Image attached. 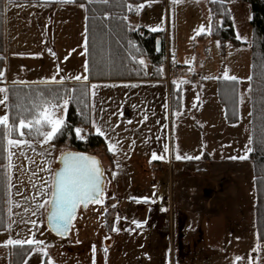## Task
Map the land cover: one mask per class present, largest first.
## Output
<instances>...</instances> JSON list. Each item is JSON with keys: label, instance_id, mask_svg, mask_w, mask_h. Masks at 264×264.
<instances>
[{"label": "rangeland", "instance_id": "rangeland-1", "mask_svg": "<svg viewBox=\"0 0 264 264\" xmlns=\"http://www.w3.org/2000/svg\"><path fill=\"white\" fill-rule=\"evenodd\" d=\"M166 1L165 64L162 76L166 86L159 84H138L135 88L116 86L110 87L112 90L104 99L101 92L95 97L98 112L92 115L100 119L101 123L108 122L113 125L115 127L113 135L120 142L118 154L108 151L109 141L104 137L105 148L86 150L90 154H96L106 169L118 171L114 179L111 177V171L107 172L111 183L108 185L105 205L90 204L87 209L80 208L73 222L74 227L65 238L52 235L45 224L39 226V231L32 229L38 239H44L50 244L49 252L56 264H91L93 244L96 246V264H105L104 247L108 248L107 264H227L230 261L234 264H246L249 254L253 258L259 256L260 264H264V250L260 253L252 251L258 241L254 224L253 173L249 175L250 181L245 172L242 173L241 178L245 181H240V184L244 188L241 189L238 199L232 200L228 199L229 196L226 195L228 190H225L227 187L224 186L226 184H222L221 178L217 176L214 186L210 187L207 170L201 174L197 173L190 162L194 159L175 158L177 151L180 155H199L201 159L203 156L201 153L206 151L215 162L220 157L243 155L250 135L249 95L245 93L244 103L238 106L242 119L233 126H227L224 123V111L217 98V79L204 80L201 77L222 76L225 66L229 68L230 74L237 77L246 78L250 75L252 38L250 7L240 0H231L227 4V8L231 10L235 35L239 31L241 35L247 36L248 40L246 42L237 40L240 45L227 41L221 43L218 48L216 45L218 39L206 34L197 35L194 32L200 23H207L209 6L206 0H183L181 4L175 6L174 12L171 1ZM168 40L169 48L166 42ZM229 43L232 45L231 48L228 47ZM173 49L177 61L175 66L172 61ZM186 59L191 62L184 63ZM189 69L194 71L190 72ZM148 72L151 75L149 66ZM180 78L189 82L179 84ZM173 80L177 81L179 86H175L180 88L179 92L183 96V110L180 115L173 117L170 109L166 120L162 105L166 96L170 99L169 86ZM248 86L249 81L243 79L239 84V91L245 92ZM197 95L198 100L195 99ZM97 99L103 100L104 104L98 103ZM99 104L105 109L103 113L99 111L101 107L98 109ZM153 110L155 115L152 114ZM145 114L148 116L147 120H144ZM161 125L166 127L161 128ZM158 131L165 132V143L169 144L170 151L166 154V159H152L148 137L152 138ZM91 132L96 134L92 128ZM83 143L85 145L87 140ZM65 144L75 150L66 141L57 144L55 155L59 154V149ZM36 147L38 151L41 150L38 144ZM162 149L160 152L157 151L158 156L165 155ZM26 155L35 163H28L19 151H16L14 157L13 200L21 203V207H13V212L18 213L12 216L15 224L11 235L14 237L17 233L20 237H25L28 234L27 230L32 228L31 225L20 222L31 215L30 212L25 213L23 208L30 207L35 210L34 205H31L30 201L23 202L21 196L34 194L30 180L33 183L35 180L30 176V172L44 167L38 154L29 150ZM114 159L120 161L119 170L115 168ZM243 163L247 168V164ZM56 166L57 162L53 164V167ZM37 175L44 177L45 173L40 171ZM17 176L19 181L16 179ZM215 184L219 186L215 188ZM247 186H251L249 194ZM17 189H23L21 196L15 195ZM128 196H147L151 200L146 204L143 201L129 200ZM152 200L155 202L152 203ZM113 203H116L117 207L115 209L109 207L108 213L101 215L104 207ZM116 214L126 219L117 222ZM192 214L204 219L210 218L211 214L223 217L216 219L215 222H218L215 223L216 227L202 238L199 232L203 230L204 223L192 221ZM34 218L41 217L38 214ZM132 219L144 223L137 228L131 223ZM113 223L121 228L120 232L110 231ZM198 224L199 231H196ZM133 227L134 231H129ZM193 229L195 232L192 237L186 238V232ZM8 235L9 232L0 231V241ZM77 240L79 243H76ZM206 243H210L208 246L215 250L206 251L204 249ZM189 246L201 251L190 254ZM235 255H241L244 259L234 261ZM42 259L46 264L47 257L34 253L27 264H41ZM0 264H9V250L4 247H0Z\"/></svg>", "mask_w": 264, "mask_h": 264}, {"label": "snow or ice", "instance_id": "snow-or-ice-1", "mask_svg": "<svg viewBox=\"0 0 264 264\" xmlns=\"http://www.w3.org/2000/svg\"><path fill=\"white\" fill-rule=\"evenodd\" d=\"M27 2V0H26ZM157 0H143L141 3H133L131 0H86V2L79 3V7L84 10L86 21L82 33V52L80 53L85 57L81 66L82 71L68 72L62 74L64 70L60 67L59 63L55 66V72L50 76L39 77L36 80H25L19 76L13 77L11 80L6 75L7 65L0 67V197L6 208V212H0V229L9 232L7 238L0 241V247L9 250V255H20L23 257L22 264H27L28 259L34 254H41L42 257H47L46 264H56L54 258L49 252L50 244L46 243L44 239H38L35 232L39 231V226L46 223L47 228L58 236L66 237L69 235L70 230L74 227V220L78 215V210L83 207L88 208L90 204L105 205L107 196L108 185L111 180L107 176V172L111 171V177L114 179L118 171L106 169L103 161L96 155L90 154L87 151L72 150L65 144L64 147L59 149V154L55 155L57 151V141L60 137H72L80 141L88 139V128L84 125H90L95 133L100 137H104L109 141L107 149L110 153H119V140L115 138L113 133L115 127L108 122L101 123L93 113L97 111L95 97L98 95L99 88L103 87H116V82H111L110 77L112 74L119 72L121 69L134 72L137 76L141 74L148 76L149 61L142 52V49L132 39H126L124 44H120V40L116 43L123 49V55L119 58L117 63L115 53L110 48H105V41L101 37L115 35L111 20H119L123 25L125 34L135 31L141 27L138 23H133L129 19V14L135 13L139 15L145 4L151 5ZM183 0H171L173 12L175 6L179 5ZM231 0H207L210 5H215L216 9H208L207 23H200L194 32L199 34H206L211 36L213 33L219 31L224 26V17L231 15V10L226 9L224 5L230 3ZM56 4L58 6H66L75 4L76 0H34V6H47L49 4ZM96 6H105L109 8L120 9V13H111L103 11L102 15L98 14ZM219 16V19H217ZM252 17L249 16V20ZM99 21V23H97ZM165 20L161 17L159 23L155 26H147L152 32L164 30ZM235 39L241 42L248 40L247 36L241 35L239 31L236 32ZM157 41V45H160ZM219 48L221 42L216 41ZM228 47L232 45L229 43ZM50 55L55 57V52L52 48H47ZM75 51V49H73ZM157 51L160 48L157 47ZM173 66L177 63L175 59V50L173 49ZM13 55L25 56L30 55L33 57L41 56L42 53H13ZM65 60L68 57H64ZM194 59V57H193ZM0 60L6 61V57L0 55ZM186 59L184 63H190ZM264 68V65H261ZM24 66L21 65L23 71ZM156 75H163V64L161 63L154 69ZM194 71V69H189ZM59 77V78H57ZM99 77H105V80H99ZM201 79H217L228 82L231 87L225 89V96L227 100L233 104L232 114L234 117L242 119L239 113L238 106L244 103V96L247 93L251 97L253 75L246 78L237 77L230 74L227 66L224 67L222 76H203ZM243 79L249 81V86L245 92L239 91V84ZM148 81H125L120 80L119 83L125 87L135 88L138 83ZM189 81L180 78L179 84H185ZM159 83V81H157ZM173 84L177 85V81L173 80ZM195 99H199V96ZM183 96L182 94L173 93L171 100L168 96L165 97V102L162 105L164 110V119H168L169 110L173 117L181 114L183 110ZM101 105L104 101H100ZM255 104V101H253ZM74 105L76 114L80 116L81 123L79 126H73L67 119L69 107ZM177 105L179 106L177 108ZM195 101L193 107H195ZM101 113L105 111L103 107L99 109ZM155 115V111H152ZM249 115H252L250 112ZM102 119V117H101ZM148 116L144 115V120ZM118 123V122H117ZM159 123V121H157ZM175 126V120H173ZM166 125H161V128ZM160 140V137H157ZM147 142V140L145 141ZM254 136L249 135L248 141L243 150V155L231 156L230 159H247L248 154L254 151L252 145L254 143ZM134 141L133 145L134 146ZM259 143L264 147V134L261 135ZM40 146L38 151L36 145ZM204 147V145H202ZM31 150L32 153L38 154L44 164L42 169L31 171L30 176L34 178L33 183L30 180L31 188L34 194L29 196H21L23 189H17L15 195L21 196V200L25 203L31 202L35 210L30 207L23 208L25 213H31L28 219H22L20 222L31 225L32 228L28 229V234L25 237H20L19 233L14 237L11 231L14 227L15 221L12 220L13 215L18 213L13 212V207H21L20 201L13 200L12 183L14 179V157L16 151H19L24 156L28 163H35L26 153ZM163 153L165 155H157L156 151L152 152V159H166L170 151L169 144H163ZM203 154V153H201ZM175 158L177 160L184 159H199L200 156H191L188 154L180 155L177 151ZM59 162L58 166L53 167L55 162ZM114 165L117 170L120 169L121 164L119 160L114 159ZM44 172L45 176L40 177L37 172ZM16 179L19 181V177ZM264 179V178H262ZM129 200L137 202L143 201L149 203L151 198L147 196H128ZM152 203L155 201L152 200ZM111 207L115 209L116 203L106 205L101 215H106L108 209ZM41 210H43L41 212ZM163 210V209H162ZM39 216L40 219L34 217ZM126 219L119 214L115 215V221ZM132 224L140 228L144 221L132 219ZM111 232H120L121 228L113 223ZM129 231H134L130 229ZM43 235V233H40ZM108 237L106 236L105 239ZM79 243V240L76 241ZM264 250V244L258 241L252 251L260 253ZM92 262L96 264L95 253L96 246L92 245ZM105 264H107L108 248H103ZM146 255V254H145ZM244 257L235 255L234 261H242ZM41 264H45L42 259ZM246 264H260V257L253 258L251 254L248 255Z\"/></svg>", "mask_w": 264, "mask_h": 264}, {"label": "crops", "instance_id": "crops-1", "mask_svg": "<svg viewBox=\"0 0 264 264\" xmlns=\"http://www.w3.org/2000/svg\"><path fill=\"white\" fill-rule=\"evenodd\" d=\"M78 5L79 3L69 4L66 6H58L53 3L41 7L34 6V0H27V2L26 0H4L3 56L6 57L4 66L5 64L7 65L6 75L9 80H11L15 76H19V78L29 81L36 80L39 77L50 76L55 72V66L57 63H59L60 67L64 70L62 74H67L68 72H72L73 74H75L76 72L82 71L81 66L85 57L80 54L82 52V48L80 47V45L82 44V33L86 21L84 19L85 12ZM166 6V0L157 1L155 3H152L151 5L145 4L139 15L129 17V19L131 22L135 21L133 23H138L142 28L151 31L147 26H155V24L159 23L161 17H163L164 20L166 19ZM165 30L166 29L164 26V30H162V32L165 33ZM166 42L168 46L169 40ZM47 48L53 49V51L55 52V57L48 53ZM73 49H75V51H73ZM21 52L42 53V55L37 57H33L30 55H13V53ZM66 56L68 57L67 60L64 59V57ZM21 65L24 66L23 71L21 70ZM147 81L148 82H141L138 84H159L161 86H166L165 81H163L162 79ZM157 81H159V83H157ZM111 82H116L117 86L124 87V85L119 83V81ZM111 90L112 88L103 87V85H101L98 92H101V97L102 99H104L107 95H109V92ZM122 90L124 91V89ZM97 102L100 103V99H97ZM99 105L98 109L101 107V105ZM222 110L224 111L223 107ZM224 123L227 126H233L239 122L229 124L226 122L224 117ZM88 132L89 134H92L90 125L88 127ZM203 132L205 134L204 130ZM158 136L160 137L159 141L157 140ZM148 139L150 152H160L163 144L165 143V132L158 131L156 134H153L152 138L148 137ZM103 140L104 142L106 141L104 138ZM202 155V159L199 158L190 161L193 164L194 170H196L199 174L207 170L209 175L208 185H210V187L214 186V180L217 176L221 178V180H223L222 184H226L224 186L227 187L225 188V190H228V193L226 194L229 196L228 199L237 200L240 196L241 189L244 188L243 185L240 184V181H245V179L243 180L241 178L242 173L245 172V175L246 177L248 176L247 179L249 180V175H252L251 164L245 159H230L228 157H220L215 162L214 160H212L211 154L206 151ZM203 157H205V159H203ZM221 160H223V162H221ZM243 162L247 164V168H245V164ZM238 171H240L239 174ZM219 173L221 175H215ZM217 186L219 185L215 184V188H217ZM221 186L223 187V185ZM246 190L249 194L251 191V186H247ZM191 217L193 219L192 221L202 224L204 223L203 230L199 233L200 235L202 234V238H205L208 234V231L216 227L215 223L218 224V222H215V220L218 218H222L223 216L218 214H211L210 218L204 219L200 216L192 214ZM197 226L198 229H195L196 231H199V224ZM133 229H135V227H133ZM194 232V229L187 231L185 237L188 239L191 238ZM209 244L210 243H206L204 249L206 251L215 250L212 247L208 246ZM181 249H179V253L181 252ZM199 250L200 249L194 246L188 247V251L190 254H196ZM227 264H234V262L230 261Z\"/></svg>", "mask_w": 264, "mask_h": 264}, {"label": "trees", "instance_id": "trees-1", "mask_svg": "<svg viewBox=\"0 0 264 264\" xmlns=\"http://www.w3.org/2000/svg\"><path fill=\"white\" fill-rule=\"evenodd\" d=\"M171 1V0H168ZM207 1V0H206ZM250 7L251 17L250 27H251V65H250V75H253L252 91L251 97L249 96V106L250 112V135L254 136V143L250 145L253 147L254 151L248 154V158L245 159L252 166L253 173V184H254V224L257 239L259 242H264V147L259 143L260 137L264 134V0H240ZM86 2V0H76V3ZM133 3H141L143 0H131ZM226 3L224 7L227 8ZM209 8L216 9L215 5H210ZM98 14L102 15L103 11H109L111 13H120V9L109 8L105 6H96ZM3 10H4V0H0V55L3 56L4 53V20H3ZM135 16V13L129 14V17ZM219 19V16H217ZM99 23V21H97ZM111 25L113 26V31L115 35L101 37L105 41V48H110L115 57L117 63H119V58L123 55V49L116 43L120 40V44H124L126 39H132L136 44L142 49L143 54L149 60V69L152 73L149 76H137L134 72L130 70L125 71L121 69L111 75L110 81H146V80H160L161 75H156L154 69L158 67L161 63L165 64V45H164V33L161 32H151L145 28L140 27L139 29L128 32L125 34L123 30V25L119 20H111ZM211 37L218 39L222 44L227 41H231L236 45H240L235 39V31L233 27V22L231 15L224 17V26L217 32L213 33ZM161 41V50L156 52V40ZM4 66V61L0 60V67ZM99 80H106L105 77H99ZM231 85L223 80H216V92L217 98L220 105L224 109V117L227 123L234 124L237 123V118L233 116L232 109L233 104L231 101L227 100L225 96V89L230 88ZM180 89V88H179ZM179 89L170 83L169 93L170 100L173 93L180 94ZM255 101V104H253ZM179 106L177 105V108ZM68 121L73 126H79L81 123V118L76 114L75 106L69 107ZM88 128L89 125H84ZM74 132L72 137H60L57 144H62L68 141L76 151H86L87 149H95L97 147H104L105 142L102 137L97 134H89L87 139V144L84 145L83 141L74 138ZM4 161H0L3 163ZM0 212H6V208L2 202V197H0ZM3 231V229H0ZM23 257L20 255H9V264H22Z\"/></svg>", "mask_w": 264, "mask_h": 264}, {"label": "water", "instance_id": "water-1", "mask_svg": "<svg viewBox=\"0 0 264 264\" xmlns=\"http://www.w3.org/2000/svg\"><path fill=\"white\" fill-rule=\"evenodd\" d=\"M160 41V39H157L156 40V52H160V51H157V47H159L160 48V50H161V43H160V45H157V41ZM161 42V41H160ZM58 161H57V166H58ZM82 209H85V208H83V207H81ZM45 226H46V228H47V225H46V223H45ZM47 230L52 234V235H54V236H56V237H59V238H65V237H61V236H58L56 233H54V232H52L50 229H48L47 228Z\"/></svg>", "mask_w": 264, "mask_h": 264}, {"label": "built area", "instance_id": "built-area-1", "mask_svg": "<svg viewBox=\"0 0 264 264\" xmlns=\"http://www.w3.org/2000/svg\"><path fill=\"white\" fill-rule=\"evenodd\" d=\"M150 72V71H149ZM87 143H85V145H86Z\"/></svg>", "mask_w": 264, "mask_h": 264}]
</instances>
